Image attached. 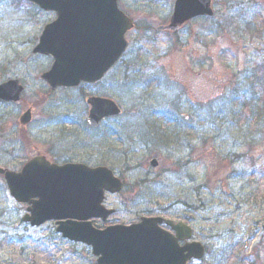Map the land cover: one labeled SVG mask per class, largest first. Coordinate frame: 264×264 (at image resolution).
<instances>
[{
    "label": "rangeland",
    "instance_id": "obj_1",
    "mask_svg": "<svg viewBox=\"0 0 264 264\" xmlns=\"http://www.w3.org/2000/svg\"><path fill=\"white\" fill-rule=\"evenodd\" d=\"M211 2V17L172 34L156 27L168 23L173 0H118L135 25L126 53L97 83L51 88L41 74L53 60L32 49L54 13L0 0V83L23 86L18 102L0 103V167L19 171L37 154L56 163L89 156L86 100L112 97L123 113L95 129L94 162L122 173L133 190L116 197L114 219L188 216L206 248L189 264H264V0ZM180 125L193 127L191 163L181 168ZM156 126L166 132L154 137ZM3 183L0 264H96L90 247L61 238L53 221L22 223L25 204L7 205Z\"/></svg>",
    "mask_w": 264,
    "mask_h": 264
},
{
    "label": "water",
    "instance_id": "obj_2",
    "mask_svg": "<svg viewBox=\"0 0 264 264\" xmlns=\"http://www.w3.org/2000/svg\"><path fill=\"white\" fill-rule=\"evenodd\" d=\"M28 1L56 13L32 50L53 57L50 69L41 75L50 87L98 81L126 47L124 33L132 28V22L117 8V0ZM212 13L211 0H175L169 23L158 30L176 31L192 17ZM22 90L17 79L1 83L0 102L18 101ZM86 101L87 123L91 126L121 113L111 98L90 96ZM29 119L28 109L19 120L25 125ZM150 165L156 166V160H151ZM0 173L17 201L32 204L23 222L39 226L55 221L56 232L62 238L90 246L96 264H186L204 253L199 242L179 246L178 241L190 238V229L160 217L95 229L90 219H105L111 213L101 204L103 190L121 189L120 181L105 167L56 165L37 157L25 163L18 173L1 168ZM162 222L175 232L174 236L160 228Z\"/></svg>",
    "mask_w": 264,
    "mask_h": 264
},
{
    "label": "flooded vegetation",
    "instance_id": "obj_3",
    "mask_svg": "<svg viewBox=\"0 0 264 264\" xmlns=\"http://www.w3.org/2000/svg\"><path fill=\"white\" fill-rule=\"evenodd\" d=\"M90 129L92 130V152H91V154L89 156L86 155V157L77 155L76 159L75 158H69L67 160H64V162L58 163V164H64V163H69V162L81 163V164L89 166V167H91L93 169H94V167H97V166H105L106 163H104V162H101V161H95L94 162V127H91ZM185 129H187V128H185ZM192 138L193 137L190 135V132H186V135L184 137H182V139L179 138L178 145L179 144L183 145V146L186 145V148L189 149V148H191V144L189 143L188 139H192ZM38 155H41V154H37L36 156H38ZM41 156H44V155H41ZM109 169L112 170L114 172V175L121 180V182L123 184V188L120 191L115 192V193H111V192H107V191L104 192V198L102 200V204L104 205V207H106L107 209L111 210V214L105 220H102L101 218H94L92 220V222L94 223V227L95 228H104L106 226L117 225V224H126L127 225V224H132L134 222H137V221H134V222H130V223H120V222H117L118 220L114 219L115 215L117 213V210L114 207V205H115L114 203L117 201L116 197H120V196L125 195L127 193L129 195H131L133 193V190L128 188L129 187V183L127 182L126 178L123 176L122 173H119V171L116 172V171H114L111 168H109ZM0 180L4 182L3 184L5 186V190H2V191L6 192L5 203L7 205L10 204V203H14L15 205L20 204L19 202H16L13 199V197L10 195V193H9L7 187H6V184H5V181H4V177H3L2 174H0ZM1 198H2V194L0 192V203H1V200H2ZM1 205L2 204H0V217L4 216V215H1V212H2ZM28 207H31V204L30 205L29 204L25 205V210H27ZM175 221H183V222H185L186 224H188L191 227V225L188 222L189 221L188 216L184 217V218H177V219H175ZM161 227L163 229H165V230L170 231L168 227L164 226V224H161ZM170 232L175 235V233L173 231H170ZM191 237H192V239H194L193 228H192V236ZM186 241L187 240L178 241V243H179V245H183Z\"/></svg>",
    "mask_w": 264,
    "mask_h": 264
}]
</instances>
